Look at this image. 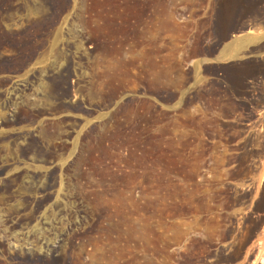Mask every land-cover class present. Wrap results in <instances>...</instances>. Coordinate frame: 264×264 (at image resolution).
<instances>
[{
    "label": "rangeland",
    "instance_id": "1",
    "mask_svg": "<svg viewBox=\"0 0 264 264\" xmlns=\"http://www.w3.org/2000/svg\"><path fill=\"white\" fill-rule=\"evenodd\" d=\"M0 264H264V0H0Z\"/></svg>",
    "mask_w": 264,
    "mask_h": 264
}]
</instances>
